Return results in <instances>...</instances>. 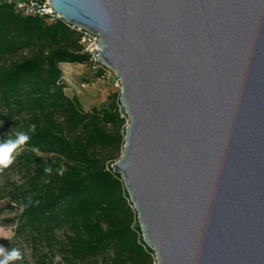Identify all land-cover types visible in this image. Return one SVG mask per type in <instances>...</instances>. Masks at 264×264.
<instances>
[{
  "label": "water",
  "instance_id": "1",
  "mask_svg": "<svg viewBox=\"0 0 264 264\" xmlns=\"http://www.w3.org/2000/svg\"><path fill=\"white\" fill-rule=\"evenodd\" d=\"M99 36L112 164L156 264H264V0H49Z\"/></svg>",
  "mask_w": 264,
  "mask_h": 264
},
{
  "label": "trees",
  "instance_id": "2",
  "mask_svg": "<svg viewBox=\"0 0 264 264\" xmlns=\"http://www.w3.org/2000/svg\"><path fill=\"white\" fill-rule=\"evenodd\" d=\"M79 40L60 18L23 14L0 2V143L22 130L30 137L20 155L27 170L18 227L43 232L49 247L58 244L63 264H151L154 252L111 167L124 145L119 99L85 110L77 96L64 92L60 63L84 64L95 79L106 76ZM21 111L26 117L15 119ZM56 230H62L61 240ZM46 258L38 264H48Z\"/></svg>",
  "mask_w": 264,
  "mask_h": 264
},
{
  "label": "rangeland",
  "instance_id": "3",
  "mask_svg": "<svg viewBox=\"0 0 264 264\" xmlns=\"http://www.w3.org/2000/svg\"><path fill=\"white\" fill-rule=\"evenodd\" d=\"M26 53L27 51H24L13 56L12 59H19ZM59 68L65 94L69 97L77 96L83 109L90 110L92 107L108 106L116 98L119 99L121 89L115 82L112 73L95 79L94 73L84 64L60 63ZM87 78L91 79L88 84L85 82ZM83 84L85 85L83 86ZM119 111L122 116L124 109L121 107ZM24 117L26 115L23 111L14 115L15 119ZM125 124L127 125L126 121ZM4 125L5 123L0 121V135L4 130ZM123 134H125V129ZM25 152L27 149L24 147L18 149L13 154L14 163L9 168L0 171V246H3L6 251L13 248L18 249L22 255L18 264H38V260L43 254H47L45 261L48 264H63L58 244L49 247L43 232L38 234L32 228L19 229L18 227L20 222L17 218L21 212L19 194L25 188L27 170L20 155ZM36 153L40 155L38 152ZM42 156L49 158L48 155ZM12 219L14 221L11 222ZM55 235L57 239L61 240L63 238L62 230H56ZM156 263L155 256H153L151 264Z\"/></svg>",
  "mask_w": 264,
  "mask_h": 264
},
{
  "label": "built area",
  "instance_id": "4",
  "mask_svg": "<svg viewBox=\"0 0 264 264\" xmlns=\"http://www.w3.org/2000/svg\"><path fill=\"white\" fill-rule=\"evenodd\" d=\"M1 1L12 3L14 5L15 10L20 11L23 14H39V15H47L51 18L54 17L60 18L59 15L56 14L52 9L49 0H0V2ZM69 26L75 29L76 32L80 35L79 43L82 45L84 52L88 53L90 61L98 63L97 54L94 53L93 49H95V51L98 50L99 36L94 35L81 27H77L74 25H69ZM100 65L104 68L105 74H110V73L113 74L115 82L121 89L120 81L115 78L113 71L104 67L102 64ZM84 85L85 84H83V86ZM122 116L126 118V122H127V117L125 115V112L124 114H122Z\"/></svg>",
  "mask_w": 264,
  "mask_h": 264
},
{
  "label": "clouds",
  "instance_id": "5",
  "mask_svg": "<svg viewBox=\"0 0 264 264\" xmlns=\"http://www.w3.org/2000/svg\"><path fill=\"white\" fill-rule=\"evenodd\" d=\"M35 132V126L30 129ZM30 137L26 131H19L15 134V138L9 136L3 143H0V171L9 168L14 163V153L26 145ZM50 171V169H45ZM0 264H12V262L21 260L22 255L18 249H11L6 251L3 246H0Z\"/></svg>",
  "mask_w": 264,
  "mask_h": 264
}]
</instances>
